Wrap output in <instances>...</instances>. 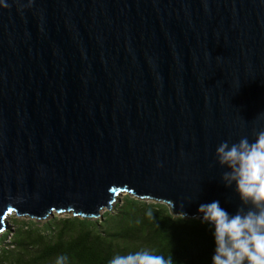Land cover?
<instances>
[{
    "label": "water",
    "instance_id": "95a60500",
    "mask_svg": "<svg viewBox=\"0 0 264 264\" xmlns=\"http://www.w3.org/2000/svg\"><path fill=\"white\" fill-rule=\"evenodd\" d=\"M0 233L121 193L244 207L215 159L264 129V0H5ZM11 209V211H9Z\"/></svg>",
    "mask_w": 264,
    "mask_h": 264
},
{
    "label": "trees",
    "instance_id": "16d2710c",
    "mask_svg": "<svg viewBox=\"0 0 264 264\" xmlns=\"http://www.w3.org/2000/svg\"><path fill=\"white\" fill-rule=\"evenodd\" d=\"M114 203L100 218L66 213L41 225L13 220L0 233V264H55L59 255L68 264H108L140 249L170 256L173 264H211L213 238L198 218L174 216L166 204L130 194Z\"/></svg>",
    "mask_w": 264,
    "mask_h": 264
},
{
    "label": "clouds",
    "instance_id": "9594fccd",
    "mask_svg": "<svg viewBox=\"0 0 264 264\" xmlns=\"http://www.w3.org/2000/svg\"><path fill=\"white\" fill-rule=\"evenodd\" d=\"M0 6L7 7L5 0ZM217 164L226 170L221 175L225 187H233L244 206L229 214L219 201L201 204L198 218L211 231L214 250L211 264H264V129L254 141L242 137L237 142L225 140L215 149ZM151 215V213H148ZM55 264H68L59 255ZM108 264H173L154 250L140 249L116 254Z\"/></svg>",
    "mask_w": 264,
    "mask_h": 264
},
{
    "label": "rangeland",
    "instance_id": "374dc122",
    "mask_svg": "<svg viewBox=\"0 0 264 264\" xmlns=\"http://www.w3.org/2000/svg\"><path fill=\"white\" fill-rule=\"evenodd\" d=\"M126 193H121L120 195H118L117 196V200H115L116 202H119V200L125 195ZM114 201V202H115ZM113 202V205L115 204ZM112 205V206H113ZM104 211H108V210H103L102 212H104ZM101 212V213H102ZM65 214L66 213H62V214H60V215H58V214H53V216H59V217H64L65 216ZM70 214V213H69ZM53 216H50V217H48V218H51V217H53ZM13 220H20V221H25V222H32V223H34V224H37V225H41V223H42V221L40 222L39 220H37V219H31V218H29V217H26V216H17L15 213H10L9 215H7L6 216V218H5V228H13Z\"/></svg>",
    "mask_w": 264,
    "mask_h": 264
},
{
    "label": "snow or ice",
    "instance_id": "6c2138e0",
    "mask_svg": "<svg viewBox=\"0 0 264 264\" xmlns=\"http://www.w3.org/2000/svg\"><path fill=\"white\" fill-rule=\"evenodd\" d=\"M9 211H11V209H9Z\"/></svg>",
    "mask_w": 264,
    "mask_h": 264
}]
</instances>
